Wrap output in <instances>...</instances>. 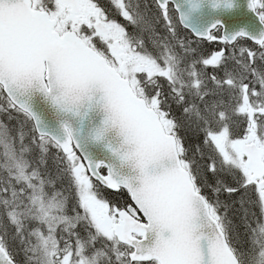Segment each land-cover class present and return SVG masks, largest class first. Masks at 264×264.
<instances>
[{
  "label": "snow or ice",
  "instance_id": "6c2138e0",
  "mask_svg": "<svg viewBox=\"0 0 264 264\" xmlns=\"http://www.w3.org/2000/svg\"><path fill=\"white\" fill-rule=\"evenodd\" d=\"M205 6L0 0V264H264V30Z\"/></svg>",
  "mask_w": 264,
  "mask_h": 264
},
{
  "label": "water",
  "instance_id": "95a60500",
  "mask_svg": "<svg viewBox=\"0 0 264 264\" xmlns=\"http://www.w3.org/2000/svg\"><path fill=\"white\" fill-rule=\"evenodd\" d=\"M232 2L235 6L229 12L212 11L209 7L205 6L202 12L193 18L194 26L197 28H207L219 20L223 23L226 33H232L241 29H245L250 33H258V31L264 30V25H260L258 19L247 8L248 0H232ZM177 3H181V0H177ZM36 111L45 124L48 125L49 130L54 134H59V124L51 110L43 104L38 103ZM89 151L97 158L103 157V153L98 147H90Z\"/></svg>",
  "mask_w": 264,
  "mask_h": 264
},
{
  "label": "trees",
  "instance_id": "16d2710c",
  "mask_svg": "<svg viewBox=\"0 0 264 264\" xmlns=\"http://www.w3.org/2000/svg\"><path fill=\"white\" fill-rule=\"evenodd\" d=\"M206 44H207V46L209 47V48H216L217 47V44L215 43V42H206ZM0 118H5L6 119V117H0ZM6 121H7V119H6ZM5 122V121H4ZM6 123V122H5ZM7 123H9L8 121H7ZM11 124L12 125H14L15 124V121H13V122H11ZM110 193V192H109ZM120 195H119V197H117V200H116V202H118V203H120V204H123L127 199H128V197H127V195H126V193L124 192V191H121L120 193H119ZM124 194V195H123ZM110 195H112V194H110ZM113 196V195H112Z\"/></svg>",
  "mask_w": 264,
  "mask_h": 264
},
{
  "label": "rangeland",
  "instance_id": "374dc122",
  "mask_svg": "<svg viewBox=\"0 0 264 264\" xmlns=\"http://www.w3.org/2000/svg\"><path fill=\"white\" fill-rule=\"evenodd\" d=\"M0 119H3L6 123H7V121H6V119L5 118H0ZM117 200V199H116ZM112 201V200H111ZM113 202H116V201H113Z\"/></svg>",
  "mask_w": 264,
  "mask_h": 264
}]
</instances>
